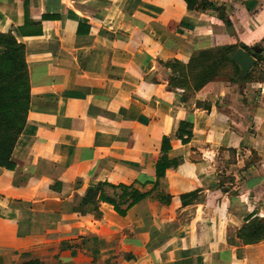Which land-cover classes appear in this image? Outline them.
<instances>
[{
	"label": "crops",
	"instance_id": "0c3cea01",
	"mask_svg": "<svg viewBox=\"0 0 264 264\" xmlns=\"http://www.w3.org/2000/svg\"><path fill=\"white\" fill-rule=\"evenodd\" d=\"M189 2L0 0L28 90L0 264H264L240 234L264 225V0ZM228 49L254 60L244 80L188 73ZM162 155L180 162L157 180Z\"/></svg>",
	"mask_w": 264,
	"mask_h": 264
},
{
	"label": "trees",
	"instance_id": "16d2710c",
	"mask_svg": "<svg viewBox=\"0 0 264 264\" xmlns=\"http://www.w3.org/2000/svg\"><path fill=\"white\" fill-rule=\"evenodd\" d=\"M187 3H189L190 7L191 5L189 0H187ZM12 47L18 49V51L21 53L20 58L17 60L10 59L9 62L11 63V69L6 76L0 73V84L2 85L4 81L10 83V85H6L7 87L0 86V166L4 168L11 167L8 159L15 140L21 131L28 98L27 79L22 46L17 44L12 37L8 35H0V58L8 55L10 52L9 49ZM228 50L229 51L219 50L215 53H202L198 58L193 59L189 63L188 73H192L200 69V77L209 78L211 72L217 66H220L223 63H232L231 58L228 56L230 49ZM177 66L183 70L182 66ZM181 141L182 143H185V140L181 139ZM167 145L168 141L164 139L162 141L161 148L163 153L166 151ZM179 162L180 160L169 161L165 155H162L155 166L156 179L158 180L159 178L163 177L164 172L167 169L177 167ZM103 187H107V185L100 186L99 190H101ZM127 191V188H123V193L119 197L120 200L128 197L133 202H135L142 198V195H139L134 190L131 192ZM89 194L92 195V192ZM88 200V198L85 199L83 203H87ZM103 201L109 205H112L119 215L123 214V212L118 209V206L115 202L110 200ZM240 234H244L251 241L264 239V225L255 224L249 225V227L246 226L241 229Z\"/></svg>",
	"mask_w": 264,
	"mask_h": 264
},
{
	"label": "water",
	"instance_id": "95a60500",
	"mask_svg": "<svg viewBox=\"0 0 264 264\" xmlns=\"http://www.w3.org/2000/svg\"><path fill=\"white\" fill-rule=\"evenodd\" d=\"M1 52V49H0ZM232 62H234L240 68V80H244L248 71L254 64V60L243 50L237 49L231 56Z\"/></svg>",
	"mask_w": 264,
	"mask_h": 264
},
{
	"label": "rangeland",
	"instance_id": "374dc122",
	"mask_svg": "<svg viewBox=\"0 0 264 264\" xmlns=\"http://www.w3.org/2000/svg\"><path fill=\"white\" fill-rule=\"evenodd\" d=\"M9 50L10 52L8 53V55H5V57L3 56L0 58V73H2L4 76H6L11 69V63L9 62L10 59L17 60L18 58H20L21 54L18 49H15L13 47ZM6 85H10V83L4 81L2 85L0 84V86L3 87H7Z\"/></svg>",
	"mask_w": 264,
	"mask_h": 264
}]
</instances>
